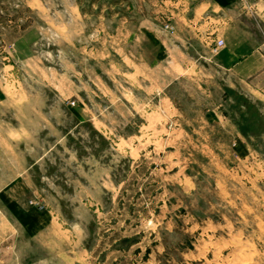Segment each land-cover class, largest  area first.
Wrapping results in <instances>:
<instances>
[{
    "label": "rangeland",
    "instance_id": "rangeland-1",
    "mask_svg": "<svg viewBox=\"0 0 264 264\" xmlns=\"http://www.w3.org/2000/svg\"><path fill=\"white\" fill-rule=\"evenodd\" d=\"M181 1L0 0L5 95L49 119L36 122L27 205L52 217L28 233L0 201V264H264V97L214 67L135 64L155 52L139 3L171 34ZM32 26L34 56L15 61Z\"/></svg>",
    "mask_w": 264,
    "mask_h": 264
},
{
    "label": "crops",
    "instance_id": "crops-1",
    "mask_svg": "<svg viewBox=\"0 0 264 264\" xmlns=\"http://www.w3.org/2000/svg\"><path fill=\"white\" fill-rule=\"evenodd\" d=\"M247 3L245 0H196L189 4V1L182 0L178 2L172 19L174 32L168 34L157 22L141 14L143 8L140 2L139 17L133 21L138 23L140 32L146 33L155 52L151 61L139 58L135 64L146 68L166 62L171 69L183 73L208 71L214 67V72L221 74L229 87L245 90L255 97H264L260 91L264 89V10H253L254 7L260 9L264 0L253 3L251 10ZM66 7L73 12V17H77L79 6L76 2H70ZM132 7L135 8V5ZM210 11H216L217 15L206 17ZM123 21L126 37L127 23L132 21L126 16ZM40 31L38 26L28 27L13 40L15 61L24 62L33 58V47ZM213 32H216L215 35H212ZM129 34L132 32L129 31ZM217 36L223 37L225 45L217 54L211 55L210 45ZM124 55L127 56L126 50ZM132 56L129 53L130 61ZM75 117L80 122L83 120L80 115ZM37 121L48 123L49 119L35 108L31 98L20 102L16 97H7L0 81V201L28 233L39 232L52 220L49 211H38L34 206L27 205V200L36 193L31 167L37 163L33 155L38 150L36 147H40L36 138ZM45 123L40 124L46 127Z\"/></svg>",
    "mask_w": 264,
    "mask_h": 264
},
{
    "label": "built area",
    "instance_id": "built-area-1",
    "mask_svg": "<svg viewBox=\"0 0 264 264\" xmlns=\"http://www.w3.org/2000/svg\"><path fill=\"white\" fill-rule=\"evenodd\" d=\"M223 45H224V40H223L222 38H217L216 41L214 42V44H213L212 47H211V51H212L213 53H216V52L219 51V49H220L221 47H223ZM72 103H73V102H72Z\"/></svg>",
    "mask_w": 264,
    "mask_h": 264
}]
</instances>
